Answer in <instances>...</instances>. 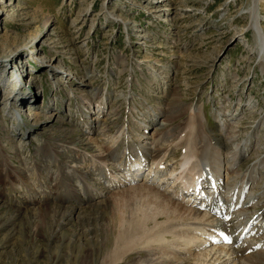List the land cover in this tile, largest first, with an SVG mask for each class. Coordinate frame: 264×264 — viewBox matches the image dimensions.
Instances as JSON below:
<instances>
[{"label":"rangeland","instance_id":"rangeland-1","mask_svg":"<svg viewBox=\"0 0 264 264\" xmlns=\"http://www.w3.org/2000/svg\"><path fill=\"white\" fill-rule=\"evenodd\" d=\"M256 1L264 36V0ZM251 2L0 0V51L24 48L0 63V264H211L201 253L214 245L199 246L206 237L199 235L218 230L219 237L221 220L238 222L236 211L246 205L223 216L211 213L214 205L211 212L198 207L216 222L198 225L205 229L199 234L188 231L191 216L178 208L192 205L186 193L197 194L186 189L188 176L172 189L165 184L183 150L170 147L179 138L200 147L222 168L223 180L226 168L249 171L263 155L257 148L264 131L252 128L264 110V66L247 28ZM94 94L99 100L82 106V97ZM159 108L165 116L155 115ZM86 124L96 129L87 131ZM234 124L236 137L227 141ZM123 128L116 152L131 159L137 154L126 148L141 137L171 143V155L152 178L147 161L133 183L112 166L102 171L98 158L81 163L84 154L104 152L107 137ZM162 133L170 134L168 140H159ZM233 143L242 145L228 167ZM59 145L78 150L60 155ZM72 155L85 178L60 174ZM253 176L261 177L259 171ZM93 191L99 194L86 202ZM262 193L257 209L248 212L264 208ZM230 227L235 231L236 224ZM222 247L216 244L215 251Z\"/></svg>","mask_w":264,"mask_h":264},{"label":"bare ground","instance_id":"bare-ground-1","mask_svg":"<svg viewBox=\"0 0 264 264\" xmlns=\"http://www.w3.org/2000/svg\"><path fill=\"white\" fill-rule=\"evenodd\" d=\"M256 5H257V1L252 0L251 5L247 10L248 19H249V24H248L247 28L252 29L254 31V37H255V43H256L255 48L257 49V52H258L259 63H260V66L261 65L264 66V36L262 35L263 33L261 34V32H260L261 28H259L260 22L258 21V17H257ZM0 10H1V8H0ZM158 12H160V11H158ZM23 49L24 48L21 49V46H13L10 53H8V50H6V52L0 51L1 52L0 53V63L2 64V63L7 62L6 61L7 57L12 55V58H13V57H15V56H13L15 53H17V52L20 53L21 51H23ZM0 67H3V66H0ZM19 71L20 70H18V72ZM91 98L98 99V95L94 94V95H92V97H89L88 95H85V97L83 96L82 101L84 104L82 106H85L87 104L86 108H89V106L92 103ZM96 103H102V102L97 101ZM252 108H254V107H252ZM156 111L157 112L155 113V115L157 114L159 117L165 116L166 112L164 113V109L160 110V108H159ZM18 112L21 113L20 110H18ZM194 114H196V111ZM197 115H198V113H197ZM260 115H261V118L255 124V126L252 125V128L255 130L258 127H260V129H262V131H264V110L260 113ZM198 116H200V114ZM200 118H201V116H200ZM234 126H235V124H234ZM93 127L95 130L96 124L94 126L92 124H90V125L86 124L85 128L87 131H90ZM104 127H106V126H104ZM236 127H238V126H235V128L232 127L233 130L231 129L232 131H231L229 136L227 133H226V135H224L225 139L227 141L232 140V142H233L234 138L236 137V135H235V133H236L235 131H237V130H235V129H237ZM68 131L73 132L74 130L70 129ZM101 131H104V130H101ZM124 133H125V130L123 128L121 131H119L116 138H113L110 136L107 137L108 139L106 141V145H107L106 150H104V152H102L103 150L101 151V149H100V151H98L95 154H87V155L84 154L83 161L81 163H84L85 161H87L86 160L87 158H89L90 160L93 159V160H91V162L94 161L95 158H98V160L100 162L97 160H95V161L99 162L98 165L102 168V171H103V169H106L109 166H112L116 170L115 172L120 173V175L122 174L121 176L123 177V179H128L127 182L133 183L134 180H136V181L138 180V178H136L137 173L140 172L142 167H144V166L146 167V161H147V163L149 162L147 164L148 169L146 170L147 171V178L150 176L152 178V176L154 175L152 170L153 169L159 170V168H161L165 164L166 155L167 156L171 155L168 153V150L170 147L169 145H171V143H169V142H167L168 144L164 143L165 142L164 140H168V137H170V134L166 135V137H165V134L167 132L165 134L162 133V135H160V136H163L164 138L160 137L161 139H159V140L160 141L163 140L164 144L163 143L160 144L159 141L157 140V138H154V137H150V139H148L149 137L147 135L146 138L141 137L142 140L140 141V143L138 141V144L135 143L136 145H133L135 148L132 147L131 145H128V147L126 149L129 152L127 154H130V155H131V153L137 154V156H133V159H131V157L129 158L128 156H125L124 152H122V154L121 153L118 154L116 152V148L118 146L117 143L119 141L118 139L121 138L124 135ZM108 135H110V134H108ZM203 137H204V135H203ZM89 140L90 139L87 138V141L85 139L84 142L86 144H89V143H91L90 142L91 140L90 141ZM149 140H151V142H149ZM84 142L82 141V145H85ZM245 143L243 145H245ZM77 144H79V143H77ZM165 144H167L166 145L167 147L166 146H165V148L161 147L162 145H165ZM240 145H242V143L234 144L233 148L232 149L230 148L231 151H229V153H227L226 156L224 155L225 159H226L225 162L228 161V167L234 163V161H235V160H233V158L235 156L234 152L237 150V148ZM172 146L173 147H170V149L172 148L173 151H175L177 149L178 150L183 149L181 151L182 157H181V160L178 162V164H176L177 167L176 168L174 167L169 172V174H167V175H169V177H167L165 184L168 187H170V189H172L176 185L177 179H183L184 177L186 178V176H188V177H190L191 181H190V183H188L186 189H188L189 191L192 190L194 193L197 194L196 198L195 197L192 198L193 196H191V193H186V190H184V191L180 190V193L185 192L186 196H190V199H186V201L192 200L191 201L192 205H190V207L187 206L188 208L185 207L187 205V202H184L185 206L182 203V205L184 206V207L183 206L182 207L184 209H179L178 208L179 205L177 204L178 211L186 212V214L188 213L191 216V219H190L191 221H189L187 224L188 226H190L189 228L187 227L189 229L188 231H191V232L197 231V233H198L201 230V231L205 232L204 228H206V226L205 227L201 226V224H205V221L207 220V222H209V224L207 222L206 223H207V226L209 227V225L211 223L216 222L213 217H210L209 214H207L204 211L202 212L200 209H198V207L205 210V211L211 212L210 207L212 205H214V207H213L214 211L212 210L211 213L213 214V212H215V213L219 214L220 216H223V214L228 212L230 209L235 210L237 208H240V206H242V203L244 205H246L245 208H241V209H238L236 211L238 213V215L236 214L237 219L239 220L238 222L234 223L235 220L228 222L230 219L228 221L227 220H225V221L221 220V224L223 225L222 231L224 233L223 234L220 233L219 237L217 236L218 234L216 235L215 230H211L210 233H203V234L199 235V236H206V237H203V239H200L199 246H201V245L205 246V245H208L210 243H212V245H214V247H212L209 250L201 253L202 255L205 256V261L208 259V257H210V260L212 259V261H210L211 264H264V208H261L258 211H254L255 209H257L256 207H258L257 205L260 204V201H261L259 199V195L262 192H264V141L257 148V149H262L261 154H263V155L260 156V153L256 155V162L252 165V167L250 168L249 171L246 170L245 172H242L239 170L226 168V173H225L226 177H224V180H223V178H221V175H220V169H222V168L216 166L215 165V164H217L216 161L211 160V157H208L207 153H205V151H203L200 147H199V149H201V150L197 149L198 147H196V146L191 148L188 144H182L181 138H179L178 141L174 142V145H172ZM205 147H206V144H205ZM16 150H17V148H16ZM67 150L77 151L78 149H77V147H75V145H72L69 147L65 146V145H59L58 151H59L60 155H62L65 152L67 153ZM16 152H18V150ZM218 152H220V151H218ZM14 154H15V159H16L17 155H16V153H14ZM220 155H222V154H220ZM100 156L102 157L101 160L99 159ZM119 156H121V157H119ZM173 156H174V153H172L171 157H173ZM219 158L222 159V157H219ZM69 159H71V160L69 162H65V164H64L67 166V169H66L67 171H65L64 173H60V174L67 175V177H70L72 179H77V178H82V177L85 178V174L82 173V171H81V177H79L80 171H77V168H79V167H77L75 165V163H77L76 157L72 155L69 157ZM221 159H219V160H221ZM40 160H42V159H39V161ZM54 162H56V161H54ZM219 164L221 165V163H219ZM79 170H80V168H79ZM255 171H259V174L261 175L260 178H255L253 176V173ZM116 175H118V174H116ZM12 176L17 177V169H12ZM24 176H26V175L24 174ZM171 177H175L176 179L171 180ZM124 181H126V180H124ZM259 181H260V185H256V183H258ZM183 184L185 186L186 183H183ZM204 184L209 185L211 190L209 189V190H206L207 192H205L206 187ZM191 187H192V189H190ZM86 190L87 189L84 190V194H86ZM214 190H216L217 192H215ZM95 194L97 195L99 193L96 192ZM95 194L93 191L91 193V195L87 197L88 199L86 200V202L93 201L92 196L93 195L95 196ZM214 194H215V197H214ZM84 196L86 198L87 195H84ZM83 197H82V200L85 199ZM182 197H183V195H182ZM182 197H181V199H182ZM196 199H198L200 202H202L201 206L198 203V200H196ZM165 200H167V198ZM75 201L79 202L78 199ZM175 206H176V204H175ZM52 207L57 208V209L63 208L57 204H55ZM65 209L68 210L67 207H65ZM69 209L70 210H69V212H67V216H69L71 214V212L73 211L74 208L73 209L69 208ZM249 209H251V210L254 209V210L251 212H248ZM174 211H173V213H174ZM179 214H180V212H179ZM210 218L212 220H210ZM217 219H218V217H217ZM232 223L236 224L235 231H232V229L230 227V224H232ZM254 223H256V224L253 227L257 226V228L252 227L251 229L248 230L250 225H252V224L254 225ZM198 225H200L201 227H204V228H201ZM212 225L214 226V224H212ZM215 228H217V227H215ZM233 237H235V238L231 239ZM236 241H238V242L235 245ZM219 243H222L223 247L218 248V250L215 251V245L219 244ZM238 243H240V244L243 243V244L240 245ZM227 244H229V245L226 246ZM227 247H229V249H226ZM238 248H241V249H238ZM219 249H222V250H219ZM213 251H214V253H213ZM211 253H213V254H211ZM238 253L241 254L240 257H237ZM210 255H212V257Z\"/></svg>","mask_w":264,"mask_h":264}]
</instances>
